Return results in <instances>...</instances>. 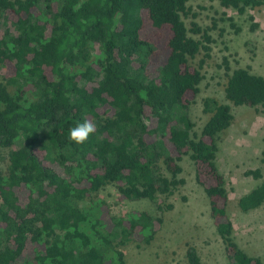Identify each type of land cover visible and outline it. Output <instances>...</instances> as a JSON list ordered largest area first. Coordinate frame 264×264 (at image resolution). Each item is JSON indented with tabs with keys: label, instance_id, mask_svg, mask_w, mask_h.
<instances>
[{
	"label": "trees",
	"instance_id": "1",
	"mask_svg": "<svg viewBox=\"0 0 264 264\" xmlns=\"http://www.w3.org/2000/svg\"><path fill=\"white\" fill-rule=\"evenodd\" d=\"M190 1L0 0V24H7L0 35V150L11 149L0 175V264H126L119 247L138 238L151 244L164 219L142 211L115 217L103 200L93 201L92 212L79 203L111 184L127 201L172 196L185 184L188 155L230 264H264L236 242L217 164L231 107L206 98L211 117L199 136L188 115L213 43L210 29L197 22L188 28ZM218 1L240 15L264 6ZM249 21L252 31L260 27ZM202 51L196 68L191 60ZM221 67L227 101L264 106L263 76L233 70L227 57ZM85 120L96 132L78 145L69 130ZM247 175L263 177L260 170ZM263 204L264 181L239 200L244 212ZM186 258L202 264L194 246Z\"/></svg>",
	"mask_w": 264,
	"mask_h": 264
},
{
	"label": "rangeland",
	"instance_id": "2",
	"mask_svg": "<svg viewBox=\"0 0 264 264\" xmlns=\"http://www.w3.org/2000/svg\"><path fill=\"white\" fill-rule=\"evenodd\" d=\"M189 6L190 16L184 18L188 28H191L192 22H197L203 29H210L213 43L210 45L211 57L201 68L204 80L200 93L188 115L195 124L194 132L199 136L211 117L204 113L206 98L217 99L231 107L234 121L218 138L217 164L226 179L230 197L227 210L235 225L236 242L248 256L264 261V208L252 213L239 208L240 198L264 181V106L237 107L227 101L225 88L228 74L221 67L227 57L233 70L246 68L264 77V6L248 10L244 15L223 8L218 0H191ZM249 16H253L254 23L260 26L256 31L251 30ZM237 28H240L238 33ZM6 30L7 24L2 21L0 35L3 36ZM204 58L205 52L202 51L191 60V64L200 68ZM5 74L6 71L0 67V81ZM10 151L0 150V175L7 174ZM181 166L183 173L180 177L185 184L172 196H159L155 202L127 201L121 199L117 186L111 184L93 198L79 203L80 207L92 212L96 209L93 201L103 200L109 213L115 217L142 211L164 219L162 224H157L158 233L151 244L147 245L138 238L119 247L118 250L125 255L126 264H188L186 251L189 246L197 249L202 264H230L226 246L211 217L209 199L196 181L195 165L189 155L184 157ZM162 167V172L168 176L165 167ZM255 170L262 172V179L256 180L247 175V172Z\"/></svg>",
	"mask_w": 264,
	"mask_h": 264
},
{
	"label": "clouds",
	"instance_id": "3",
	"mask_svg": "<svg viewBox=\"0 0 264 264\" xmlns=\"http://www.w3.org/2000/svg\"><path fill=\"white\" fill-rule=\"evenodd\" d=\"M96 132V125L91 120L78 123L69 130L70 140L78 145H83L89 137Z\"/></svg>",
	"mask_w": 264,
	"mask_h": 264
},
{
	"label": "crops",
	"instance_id": "4",
	"mask_svg": "<svg viewBox=\"0 0 264 264\" xmlns=\"http://www.w3.org/2000/svg\"><path fill=\"white\" fill-rule=\"evenodd\" d=\"M221 172H222V171H221ZM222 174L224 175L223 172H222ZM256 188H257V187H256ZM256 188H255V189H256ZM253 190H254V189H253ZM253 190H252V191H253ZM252 191H251V192H252ZM240 199H241V198H240ZM229 201H230V197H229ZM239 208H240V207H239ZM262 208H264V204H263L260 208H258V209H256V210H252L250 213H252V212H256V211H258V210H260V209H262ZM231 220H232V217H231ZM232 222H233V220H232ZM233 224H234V222H233ZM234 227H235V225H234ZM235 230H236V229H235Z\"/></svg>",
	"mask_w": 264,
	"mask_h": 264
}]
</instances>
